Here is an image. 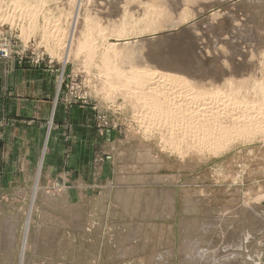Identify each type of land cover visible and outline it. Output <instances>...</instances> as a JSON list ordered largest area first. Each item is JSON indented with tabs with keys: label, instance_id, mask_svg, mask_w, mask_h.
I'll return each mask as SVG.
<instances>
[{
	"label": "rangeland",
	"instance_id": "rangeland-1",
	"mask_svg": "<svg viewBox=\"0 0 264 264\" xmlns=\"http://www.w3.org/2000/svg\"><path fill=\"white\" fill-rule=\"evenodd\" d=\"M0 12V51L8 54L0 63L54 74L58 102L75 119L79 168L66 175L59 157L53 179L38 172L25 185L0 181V264H241L242 253L264 264V117L246 109L238 123L240 106L230 105L203 123L210 109L194 106L164 124L138 112L101 69L110 25L108 35L150 41L154 57L143 68L188 81L187 92L257 83L264 0H0ZM52 23L61 37L44 36ZM91 38L93 52L82 48Z\"/></svg>",
	"mask_w": 264,
	"mask_h": 264
},
{
	"label": "crops",
	"instance_id": "crops-1",
	"mask_svg": "<svg viewBox=\"0 0 264 264\" xmlns=\"http://www.w3.org/2000/svg\"><path fill=\"white\" fill-rule=\"evenodd\" d=\"M54 74L0 63V181L4 187L25 185L38 172L49 180L62 172L78 175L75 119L58 102ZM64 107V110H63ZM52 123V125H51ZM51 125V127H50ZM45 180V181H46Z\"/></svg>",
	"mask_w": 264,
	"mask_h": 264
},
{
	"label": "bare ground",
	"instance_id": "bare-ground-1",
	"mask_svg": "<svg viewBox=\"0 0 264 264\" xmlns=\"http://www.w3.org/2000/svg\"><path fill=\"white\" fill-rule=\"evenodd\" d=\"M24 5V4H23ZM21 8V7H20ZM5 11V10H4ZM28 11V10H27ZM26 11V12H27ZM40 12V11H39ZM1 13V12H0ZM16 13V12H15ZM14 15V14H13ZM27 17V16H26ZM36 17V16H35ZM6 20H7V18H6ZM168 21H172V25H173V22H175V21H173L172 19H170V20H168ZM55 22V21H54ZM53 22V23H54ZM61 22V21H60ZM59 22V23H60ZM52 23V24H53ZM59 23H57V24H53V25H48L49 27H46L45 28V33H44V36L46 35V37L47 36H55L56 37V35H59L60 33H58L59 31H60V29H58L57 28V26H58V24ZM124 23V22H123ZM176 23V22H175ZM179 23V22H178ZM177 23V24H178ZM126 24V23H125ZM153 24V23H152ZM164 24V23H163ZM171 24V23H170ZM170 24L168 25V26H170ZM60 25V24H59ZM93 25V24H92ZM123 25V24H122ZM130 25V24H129ZM128 24H127V26H129ZM156 25V24H155ZM166 25V24H165ZM179 25V24H178ZM182 25V24H181ZM97 25H95L94 27H96ZM116 26V25H115ZM126 26V27H127ZM176 26V25H175ZM60 27V26H59ZM98 27V26H97ZM109 27H110V25H109ZM109 27H107V28H109ZM149 27H151V26H149ZM149 27H148V30H149ZM189 27V26H188ZM194 27V26H193ZM88 28V27H87ZM99 28H101V27H99ZM107 28H106V30H105V32H104V35H102L101 37H103L104 38V40L106 39V44L103 42V46L105 45V47H106V50H104V51H106L105 52V55H103V56H105L104 58H105V60L103 59V63H101V65H102V67H101V69L103 70V72L106 74V77L107 76H111L112 78H113V84L115 85L116 84V90L118 91V94H120V95H124L128 100H131V102L132 103H134V107H136L137 108V110H139L138 112H140V111H142L143 109H144V112L145 111H147V114H149V115H151V117L152 116H157V118L159 119V118H162V116H163V119L164 120H161V121H164V124L166 123L165 122V120H167L168 122H169V120H170V118L172 117V115L174 114V113H176L177 111L179 112V111H183V110H186V109H189L190 107H197L196 109L195 108H193L194 110H197L198 108H200V110H204L205 108H209L210 109V112H211V114L209 113V118L207 119L204 115H206L205 113H204V115H202L203 117H204V119L202 120V122L203 123H206V122H208V121H210V120H212L213 119V117L214 116H217L216 114H219V112H218V110L221 108V107H229L230 105H239L240 107H238V108H236L237 110H236V113H233V114H235V116H234V119L236 120V121H238V123H240L241 121H240V119L245 115L244 114V112H247L246 111V109L247 110H249V109H252V110H254L255 111V113L256 114H261L263 117H264V79H262V80H258V82L256 83H254L253 81H251V82H253V83H249L248 85H247V83H245L246 85H244L243 84V86L242 87H239V88H231V89H227L226 91H223V92H216V93H212V95H208L207 93H203L202 92V90H201V88L200 89H196V88H194L195 90H193V88H192V90H190V92H187V88L189 87L188 86V81H183V80H180V79H178V77H176V76H174V75H163V73H155V72H152V71H148V70H145L144 68H143V66L144 65H146V62H147V58L148 57H151L152 55H150L151 53H153V50L152 49H147V42H148V44L150 43V41H147V40H133V38L131 37V38H129V37H127V38H129V39H125V35L127 34H124V33H118V32H116V33H118L120 36H117L118 34H116L114 31H113V33L114 34H107L109 31L110 32H112L111 30H107ZM111 28V27H110ZM119 28V27H118ZM132 28V27H131ZM135 28H137V27H135ZM158 28V27H157ZM157 28H156V30H157ZM170 28V27H169ZM171 28L173 29V27L171 26ZM175 28H177V27H175ZM179 28V27H178ZM89 29H91V28H89ZM122 29V28H121ZM129 29V28H128ZM133 29V28H132ZM142 29V28H141ZM151 29V28H150ZM189 29V28H188ZM187 29V30H188ZM93 30L95 31V29L93 28ZM101 30V29H100ZM124 30V29H123ZM122 30V31H123ZM127 30V29H126ZM167 30H168V28H167ZM93 31V32H94ZM121 31V30H120ZM132 31V30H131ZM141 31V30H140ZM151 31V30H150ZM164 31V30H163ZM257 31V30H256ZM255 31V32H256ZM91 32V31H90ZM96 33H97V31H95ZM135 32V31H134ZM139 32V31H138ZM137 32V33H138ZM144 32V31H143ZM146 32V31H145ZM155 32V31H154ZM101 33H102V31H101ZM105 33L108 35V36H110L109 38H107L106 37V35H105ZM116 34V35H115ZM124 34V35H123ZM169 35L170 34V30H168V31H166L165 30V33H164V35ZM174 34V33H173ZM91 35V34H90ZM143 35H145V34H143ZM172 35V34H171ZM43 36V38H45ZM60 36V35H59ZM87 36V35H86ZM100 36V35H99ZM133 36V35H132ZM258 36V35H257ZM54 37V38H55ZM61 37V36H60ZM63 37V36H62ZM106 37V38H105ZM144 37V36H143ZM160 37V36H159ZM100 38V37H99ZM102 38V39H103ZM164 38H167V37H164ZM169 38V37H168ZM56 39V38H55ZM60 40V38H58V36H57V40ZM173 39V38H172ZM100 40H101V38H100ZM150 40V39H149ZM158 40V39H157ZM160 40V39H159ZM253 40V39H252ZM54 41V40H53ZM94 41V39H90V40H85V42H84V44H83V46H82V48L84 49V50H90L91 49V51L93 50V51H95V50H97L96 49V45H93V44H91L92 42ZM147 41V42H146ZM160 41H162V40H160ZM62 41H57V43H61ZM95 42V41H94ZM153 42V41H152ZM152 42H151V44H152ZM97 43V41L95 42V44ZM62 44V43H61ZM61 44H58V45H61ZM91 44V45H90ZM161 44H162V42H161ZM258 44V43H257ZM57 45V46H58ZM264 45V44H263ZM91 46H92V48H91ZM96 46V47H95ZM102 46V45H101ZM100 47V46H99ZM149 48H151L150 46H148ZM90 48V49H89ZM223 48V47H222ZM100 49H101V47H100ZM103 49H105V48H103ZM145 49H147L148 50V52H147V50H145ZM98 50H99V48H98ZM144 50L146 51V52H144ZM92 51V52H93ZM227 51V50H226ZM107 55V56H106ZM88 56V55H87ZM152 57H154V56H152ZM167 57V56H166ZM164 58V57H163ZM116 62H122L121 64H120V66H116ZM262 64V63H261ZM117 65H119V64H117ZM113 68V69H112ZM263 68V67H262ZM108 70H112V71H110L111 72V74L110 73H108ZM263 71V70H262ZM158 72V71H157ZM170 72V71H169ZM263 73V72H262ZM104 75V74H103ZM257 75V74H256ZM261 76V75H260ZM264 78V77H263ZM106 79H108V78H106ZM190 79V78H189ZM105 80V79H104ZM109 80H111V79H109ZM190 81V80H189ZM246 81V80H245ZM255 81V80H254ZM105 82H106V80H105ZM191 82V81H190ZM107 84L108 85H110L111 84V82H110V84L108 83V81H107ZM186 84V85H185ZM227 85H228V83H227ZM230 85V84H229ZM187 86V87H186ZM199 86V85H198ZM186 87V88H185ZM218 87V86H217ZM203 88V87H202ZM185 89H187V90H185ZM205 89V88H204ZM217 89V88H216ZM108 90V89H107ZM110 90V89H109ZM108 90V91H109ZM106 91V90H105ZM220 91V90H219ZM212 92V91H211ZM108 93V92H107ZM112 94V93H111ZM111 94H109L108 93V96L110 95L111 96ZM113 95V94H112ZM126 99V100H127ZM124 100V99H123ZM127 100V101H128ZM251 100V101H250ZM253 101V102H252ZM131 106V105H130ZM207 108V109H208ZM233 108V107H232ZM125 109V108H124ZM191 109V108H190ZM229 109V108H228ZM136 110V111H137ZM199 110V109H198ZM200 110L198 111V112H200ZM206 110V109H205ZM221 111L222 110H224V109H220ZM226 110V109H225ZM233 110H235L234 108H233ZM251 110V111H252ZM132 111H133V109H132ZM187 111V110H186ZM185 111V112H186ZM189 112V111H188ZM187 112V113H188ZM190 114L189 115H191V118H192V116H194V115H192V113H193V111H191L190 110ZM208 112V111H207ZM232 112V111H231ZM130 113V112H129ZM136 113V112H135ZM142 113V112H141ZM181 113V112H180ZM187 113H185V114H187ZM195 113V112H194ZM222 113V115H223V113H225L224 111L223 112H221ZM221 113H220V115H221ZM254 113V114H255ZM134 114V113H133ZM145 114V113H144ZM182 114H184V111H183V113ZM225 114H227V113H225ZM224 114V115H225ZM232 114V115H233ZM141 115V114H140ZM148 115V116H149ZM188 115V116H189ZM228 115V114H227ZM260 115V116H261ZM147 116V115H146ZM158 116H160V117H158ZM182 116V115H181ZM181 116H180V118H181ZM199 116V115H198ZM250 116V115H249ZM138 117V116H137ZM150 117V116H149ZM175 117V115L173 116V118ZM182 117H184V116H182ZM195 117H196V115H195ZM208 117V116H207ZM218 118H219V116H217ZM226 117V119H227V116H225ZM245 117H247V115L245 116ZM258 117H259V115H258ZM257 117V118H258ZM262 117V118H263ZM142 118V117H141ZM156 118V117H155ZM155 118H154V120H155ZM157 118H156V120H157ZM176 118H177V116H176ZM175 118V119H176ZM179 118V117H178ZM186 118V117H185ZM197 118V117H196ZM195 118V119H196ZM200 118V117H199ZM216 118V117H215ZM244 118V117H243ZM242 118V119H243ZM251 118V117H250ZM255 118H256V115H255ZM138 119V118H137ZM152 119V118H151ZM189 119V118H188ZM220 119V118H219ZM218 119V121H220ZM248 119V118H247ZM264 119V118H263ZM141 120V119H140ZM145 120V119H144ZM172 120V119H171ZM177 120V119H176ZM175 120V121H176ZM192 120V119H191ZM232 120H233V117H232ZM146 121V120H145ZM159 121V120H158ZM158 121H157V123H158ZM172 121H174V120H172ZM181 121V120H180ZM182 121H184L183 119H182ZM199 121V120H198ZM215 121H217V120H215ZM258 121H260V120H258ZM152 122V121H151ZM160 122V121H159ZM179 122V121H178ZM188 122V121H187ZM221 122V121H220ZM245 122V121H244ZM244 122H242V123H244ZM249 122V121H248ZM260 122H262V121H260ZM149 123V122H148ZM173 123V122H172ZM185 123V122H184ZM195 123V122H194ZM193 123V124H194ZM197 123H199V122H197ZM245 123H247V122H245ZM259 123V122H258ZM139 124H142L141 123V121H140V123ZM160 124V123H159ZM163 124V126H165ZM170 124V123H169ZM211 124H212V121H211ZM221 124H222V122H221ZM188 125V124H187ZM209 125H210V123H209ZM213 125V124H212ZM225 125V124H224ZM229 125H230V123H229ZM237 125V124H236ZM242 125V124H241ZM240 125V126H241ZM249 125V127L248 126H245L244 128L245 129H247L248 128V130H250L249 128L252 126H250V124H248ZM256 125V124H255ZM260 125V124H259ZM153 126H156V125H153ZM173 126V125H172ZM176 126H177V124H176ZM196 126V125H195ZM199 126H200V124H199ZM204 126V125H203ZM214 126H216L215 124H214ZM218 126H220V125H218ZM231 126H233V125H231ZM239 126V125H238ZM239 126V127H240ZM254 126V125H253ZM167 127H169V125L167 126ZM171 127V126H170ZM169 127V128H170ZM174 127H175V125H174ZM194 127V126H193ZM197 127V126H196ZM202 127V126H201ZM205 127V126H204ZM222 127H223V125H222ZM233 127H235V126H233ZM242 127V126H241ZM261 127H263V126H261ZM147 128V127H146ZM152 128V127H151ZM176 128V127H175ZM191 128V127H190ZM210 128V127H209ZM219 128V127H218ZM221 128V127H220ZM219 128V129H220ZM254 128H255V126H254ZM254 128H252L251 127V129H254ZM161 129V128H160ZM187 129H189V128H187ZM192 129V128H191ZM204 129V128H203ZM219 129H216V130H219ZM222 129V128H221ZM221 129H220V131H221ZM224 129H225V127H224ZM226 129H227V127H226ZM232 129V128H231ZM236 130H240V129H242V128H240V129H238V128H235ZM264 129V128H263ZM149 130V129H148ZM151 130H153V129H151ZM159 130V129H158ZM162 130V129H161ZM166 130H168V129H166ZM170 130V129H169ZM184 130V129H183ZM194 130V129H193ZM197 130H199V128L197 129ZM201 130V129H200ZM212 130V129H211ZM228 130V129H227ZM244 132H247V131H245L244 129H242ZM242 130H240V132L242 131ZM182 131V129L180 128V132ZM208 131H210V130H208ZM207 131V132H208ZM222 131H224L223 129H222ZM232 131H234V128L232 129ZM242 131V132H243ZM252 131V130H251ZM257 131V130H256ZM259 131V130H258ZM149 133H150V131H148ZM169 132V131H168ZM184 132V131H183ZM231 132V131H230ZM235 132V131H234ZM241 132V133H242ZM253 132H254V130H253ZM260 132H261V130H260ZM259 132V133H260ZM147 133V132H146ZM212 133V132H211ZM218 133V132H217ZM224 133H225V131H224ZM232 133V132H231ZM237 133H239V132H237ZM252 133V132H251ZM160 134V133H159ZM164 134V133H163ZM169 134V133H168ZM228 134H229V132H228ZM228 134H226V135H228ZM262 134V133H261ZM264 134V133H263ZM151 135V134H150ZM162 135V134H161ZM167 135V134H166ZM177 135V134H176ZM204 135H205V133H204ZM207 135V134H206ZM209 135V134H208ZM238 135V134H237ZM251 135V134H250ZM260 135V134H259ZM146 136V135H145ZM170 136H171V133H170ZM193 136V135H192ZM210 136H211V134H210ZM234 136V135H233ZM239 136V135H238ZM246 136V135H245ZM143 137V136H142ZM152 137V136H151ZM199 137H201V136H199ZM204 137V136H203ZM235 137V136H234ZM234 137H232V138H234ZM239 137H241V136H239ZM238 137V138H239ZM168 138V137H167ZM206 138H207V136H206ZM209 138V137H208ZM224 138V137H223ZM230 138V137H229ZM155 139V138H154ZM161 139V138H160ZM170 139H173V138H171L170 137ZM180 139V138H179ZM186 139V138H185ZM196 139H198L199 140V138H196ZM202 139V138H201ZM220 139V138H219ZM235 139V138H234ZM158 140V139H157ZM178 140V139H177ZM211 140V139H210ZM214 140V139H213ZM218 140V139H217ZM243 140V139H242ZM149 141V140H148ZM189 141V140H188ZM191 141V140H190ZM215 141V140H214ZM229 141V140H228ZM159 142V141H158ZM174 142V141H173ZM176 142V141H175ZM195 142V141H194ZM172 143V142H171ZM179 143V142H178ZM198 143V142H197ZM209 143V142H208ZM216 143V142H215ZM161 144H162V141H161ZM200 144V143H199ZM218 144V143H217ZM222 144V143H221ZM224 144H225V142H224ZM202 145V144H201ZM205 145V144H204ZM223 145V144H222ZM221 145V146H222ZM174 146H175V143H174ZM181 146V145H180ZM187 147H188V145H186ZM208 146H210L209 144H208ZM213 146V145H212ZM227 146V145H226ZM170 147H172V146H170ZM191 147V146H190ZM195 147V146H194ZM204 147V146H203ZM215 147V146H214ZM218 147V146H217ZM164 148H165V146H164ZM176 148H177V146H176ZM208 148V147H207ZM221 148V147H220ZM172 149V148H171ZM188 149V148H187ZM190 149V148H189ZM215 149H216V147H215ZM162 150H164V149H162ZM178 150V149H177ZM217 150H220V149H217ZM217 150H215V151H217ZM223 150V149H222ZM172 152V151H171ZM176 152V151H175ZM199 152H201L202 153V151H199ZM208 152V151H207ZM212 152H214V151H212ZM177 153V152H176ZM184 153V152H183ZM180 154V153H179ZM212 154H214V153H212ZM201 223H203V222H201ZM12 234V233H11ZM10 234V235H11ZM248 237V236H247ZM3 238V237H2ZM246 240H247V238H245ZM249 239V238H248ZM13 241V240H12ZM247 242H249V241H247ZM239 243V242H238ZM244 243V240H243V242H242V246L243 245H245L246 246V244H243ZM248 244V243H247ZM13 245V244H12ZM241 245V244H240ZM233 247H234V244L232 245ZM236 246V245H235ZM245 246L243 247V248H245ZM232 247V248H233ZM235 248V247H234ZM236 248H237V246H236ZM242 248V247H241ZM242 248V249H243ZM239 249V248H238ZM248 249V247L246 246V249L245 250H247ZM234 251H237L238 253H242L241 251L242 250H236V249H233ZM244 250V249H243ZM244 250V251H245ZM249 250V249H248ZM183 251V250H182ZM246 252V251H245ZM247 252H249V251H247ZM256 252V251H255ZM183 253H184V251H183ZM186 253V252H185ZM188 253V252H187ZM230 253V252H229ZM201 254V253H200ZM187 255V254H186ZM190 255V254H189ZM198 255V254H197ZM242 255H245L244 256V262H241V264H254L253 263V261H251V258L252 257H254V256H252L251 258H250V261H247L248 259H246L248 256H249V254L247 255V257H246V254L245 253H242ZM198 256H200V255H198ZM229 256V254H227L226 255V263H227V261L228 260H232V256L231 257H228ZM202 256H200V258H201ZM250 257V256H249ZM193 258V257H192ZM223 258V257H222ZM199 259V258H198ZM220 260V259H219ZM195 261V260H194ZM246 261V262H245ZM193 262V261H192ZM197 262H199V261H197ZM240 262V261H239ZM251 262V263H250ZM221 263H222V261H221ZM228 263H230L229 261H228Z\"/></svg>",
	"mask_w": 264,
	"mask_h": 264
},
{
	"label": "built area",
	"instance_id": "built-area-1",
	"mask_svg": "<svg viewBox=\"0 0 264 264\" xmlns=\"http://www.w3.org/2000/svg\"><path fill=\"white\" fill-rule=\"evenodd\" d=\"M7 57H8V54H6L3 51H0V58H7Z\"/></svg>",
	"mask_w": 264,
	"mask_h": 264
}]
</instances>
